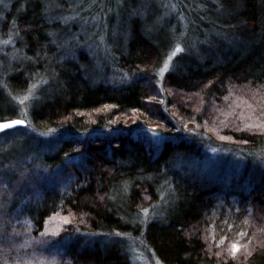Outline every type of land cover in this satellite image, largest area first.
Segmentation results:
<instances>
[{
    "label": "trees",
    "instance_id": "1",
    "mask_svg": "<svg viewBox=\"0 0 264 264\" xmlns=\"http://www.w3.org/2000/svg\"><path fill=\"white\" fill-rule=\"evenodd\" d=\"M0 30L16 50L0 46V119L19 115L16 94L34 84L30 123L56 132L47 144L25 127L0 133V168L41 151L20 216L32 235L54 213L70 217L46 254L135 264L140 248L163 264H264V0H0ZM130 113L135 123L107 130ZM217 147L228 154L211 157ZM237 239L247 252L233 257Z\"/></svg>",
    "mask_w": 264,
    "mask_h": 264
},
{
    "label": "rangeland",
    "instance_id": "2",
    "mask_svg": "<svg viewBox=\"0 0 264 264\" xmlns=\"http://www.w3.org/2000/svg\"><path fill=\"white\" fill-rule=\"evenodd\" d=\"M85 8H87V6H85L81 10L84 11L86 10ZM76 14L77 13L74 12V14L68 16L72 18H76L78 16H80V18L85 17L82 13H78L77 15ZM89 19L90 18L85 17V20L90 22ZM83 27L85 29L83 31L88 33L87 39H92L94 31L88 32V29H86L87 26L85 24L82 25L81 29H83ZM14 40V34H12L11 37H5L0 34V46L5 49H8L9 51H11L12 54L16 52ZM64 49L66 50V57L73 58L75 56V53H77L76 50H71L69 47H65ZM169 66L170 64L167 61H164L161 69L158 70L159 75L162 76V74L167 71ZM146 84L151 85L150 82H146ZM158 85L159 84H157V86ZM150 89L152 90V92L155 91L154 86H150ZM34 92L35 85L31 84L25 91L20 92L19 95L16 94L15 103L19 101V104L16 107V111H19V115L12 119H21L26 121L27 126L24 125L17 127H25L26 131L30 135H33V137L37 141H43L44 144H47L55 136L56 132L53 133L52 131L50 132L35 130V128L31 125V120L28 116L27 110L30 106V102L33 98ZM159 92L160 91L156 93ZM162 98L163 97L157 96L156 99L153 98L155 101H153V99L150 100V98V101L148 102V107L153 109V107L155 106L157 108L154 109H158L159 100L161 101ZM136 114L137 113H130L126 117L121 118V120L118 119L120 121L117 120L116 122L109 120L107 121V123H105V126H107V130H109V127H115L116 125L119 126V124L129 125L135 123V119H132L131 116L134 115L135 117H137L136 119H138L139 117ZM103 116L104 118L109 117L108 114H103ZM146 121L145 124L141 125L145 132L149 133V135L153 137L163 136L162 132L158 130L161 128L157 124V122H154L149 119H147ZM2 132L5 131L0 130V133ZM3 138L4 136H0V143L1 141H3ZM209 152V155L213 158H219L220 156L228 154L227 149H220L219 147L212 148ZM29 154L30 155H28L29 157H27L26 161H21L20 163L15 161L11 162L13 165L11 167L9 166V171L3 169L2 167L0 168V235L4 240L0 241V244L4 246L3 250L9 252L7 254L8 258L4 262V264H60V261H58V259H56L54 256L45 253V244L49 241H54V239H58V236H60L63 228L70 222V217H68L64 213L62 214L61 212L50 215L45 221L44 229L42 230V232H40L35 237L32 235L34 227L32 225L25 224L22 218H20L24 203L30 200V196H27L25 193L27 191L33 190L36 187L34 186V184L38 181L36 179V175L41 172L40 170H44V168H46L40 161L42 156H40L41 151L39 149L37 151V155H31V152H29ZM32 156L36 157L33 158ZM259 159L263 160L264 165V157H260ZM68 160L70 161L71 159ZM67 179H69V182H72L71 178ZM66 181L67 180H64L61 183H64L66 185L68 182ZM37 194H39V192H34L35 196ZM14 211L17 213L14 214ZM10 226H12L13 230L11 232H6L8 230L7 227ZM29 228L30 230H28ZM2 230H4L6 233H4ZM238 241V239L237 241H233L229 246L233 257L240 256L239 253H242L241 251L247 252V249H243L242 246L239 247L238 250L234 247L235 245H238ZM237 260L242 261L241 259ZM135 264L163 263H161L160 260H158L153 253H147L144 252L142 249L138 248L135 251Z\"/></svg>",
    "mask_w": 264,
    "mask_h": 264
},
{
    "label": "snow or ice",
    "instance_id": "3",
    "mask_svg": "<svg viewBox=\"0 0 264 264\" xmlns=\"http://www.w3.org/2000/svg\"><path fill=\"white\" fill-rule=\"evenodd\" d=\"M24 123V121H11V122H3V123H0V129H5V128H8L12 125H15V124H22ZM237 250L239 249V245H235L234 246Z\"/></svg>",
    "mask_w": 264,
    "mask_h": 264
},
{
    "label": "water",
    "instance_id": "4",
    "mask_svg": "<svg viewBox=\"0 0 264 264\" xmlns=\"http://www.w3.org/2000/svg\"><path fill=\"white\" fill-rule=\"evenodd\" d=\"M11 121H24V120H21V119H8V120H0V123H3V122H11ZM26 125V121H24V123L22 124H15V125H12L8 128H5V129H0L1 131H7L9 129H12V128H15L17 126H24Z\"/></svg>",
    "mask_w": 264,
    "mask_h": 264
}]
</instances>
